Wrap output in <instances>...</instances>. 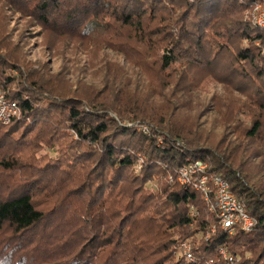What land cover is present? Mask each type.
<instances>
[{
	"label": "trees",
	"instance_id": "16d2710c",
	"mask_svg": "<svg viewBox=\"0 0 264 264\" xmlns=\"http://www.w3.org/2000/svg\"><path fill=\"white\" fill-rule=\"evenodd\" d=\"M8 1L29 17H36L41 28L84 41L121 38L127 28L138 30L136 35L145 39L149 32L145 33L143 22L151 14L148 9L167 6L170 0ZM181 1L188 6L185 9L189 8L192 20L188 30L180 34L177 31L176 35L191 44L195 42L191 50L194 52L197 48L203 50L201 23L224 16L223 6L248 13L255 4L264 6V0ZM235 14L231 12V18ZM231 18L223 29L227 35L234 30ZM56 22L60 29L54 25ZM238 30L249 47L238 50L235 60L239 68L245 69L244 74L258 83L264 80V30L248 18L238 22ZM215 41L214 45L224 40ZM161 60L163 69L175 62L170 54L161 55ZM247 65L253 74L247 71ZM0 68L19 72L1 55ZM18 77L0 71V90L16 102L22 115L19 121L0 124L11 136L9 140L13 135L33 132L45 121L53 131H63L67 141L57 148L50 144L53 156L42 168L33 164L30 154L23 155L25 149L31 148L26 138L15 141L20 146L10 151H4L0 142V264H228L219 251L237 259L234 248L239 245H249L246 249L253 253L252 246L256 245L258 251L253 258L235 264H264L263 176L250 175L245 170L246 165L251 167L261 160L262 153L242 161L247 150L236 145L219 143L213 150L192 146L162 124L143 121L138 112L128 120L126 115L132 113L125 105L96 106L48 84L32 83L29 88ZM263 89L259 83L255 91L258 110H264ZM130 121L145 124L148 133L127 126ZM261 128L262 120L256 117L246 136L257 138ZM83 161L91 166L85 174L78 175L75 172ZM196 161L205 163L209 174L219 175L228 183L246 213L256 220L250 232L235 229L230 234L222 230L201 194L191 186L168 180L176 178L180 167ZM236 163L237 169H233ZM257 164L264 168L260 162ZM45 169H50V176L55 174L53 185L52 178L42 175ZM57 176L71 183L61 185ZM151 205L154 211H149ZM167 215L170 216L166 218ZM211 226L215 227L213 233ZM196 233L203 236L192 240V260L176 256L181 243ZM31 244L35 246L33 253ZM16 256L20 258L16 260ZM39 257L46 260L31 261Z\"/></svg>",
	"mask_w": 264,
	"mask_h": 264
},
{
	"label": "rangeland",
	"instance_id": "374dc122",
	"mask_svg": "<svg viewBox=\"0 0 264 264\" xmlns=\"http://www.w3.org/2000/svg\"><path fill=\"white\" fill-rule=\"evenodd\" d=\"M167 3V6L156 5L154 9H148L151 14L143 22L145 33L149 32L145 39L136 35L138 30L127 28L122 31L121 38L83 41L73 35L67 34L69 37L65 38L52 29H43L36 17L24 14L11 1L0 0V55L16 65L19 72L10 68H0V71L20 76L21 79H18L25 85L27 83L29 88L33 87L32 83H43L96 106L125 105L132 113L126 115L128 120L133 119L134 112H138L143 121L153 120L162 124L166 130L181 135L192 146L213 150L219 143L236 145L247 150L242 161L252 159L260 152L263 158L253 161L251 167L246 165L245 170L248 169L250 175L260 173L258 177L262 175L264 182V110H258L255 105L258 99L256 88L259 83L264 88V80L253 81L235 60L238 50L249 47V43L240 37L238 22L245 21V18L252 22L254 7L248 13L223 6L224 16L217 15L201 23L205 35L203 50L197 48L194 52L191 50L196 47L195 42L191 44L176 35L177 31L180 34V31L189 28L192 20L188 16L189 8L185 9L187 5L181 0ZM231 12L237 14L231 18ZM229 18L234 22V30L227 35L223 29L228 25ZM54 25L61 28L59 22ZM191 35L195 38L194 34ZM213 35L224 41L214 45ZM164 54L175 58L167 69L162 68L161 55ZM262 54L264 56V51ZM246 67L250 74L254 73L248 65ZM256 117L261 118L262 128L257 138L251 139L245 132ZM126 125L142 132L145 129L144 133L149 131V127L139 122L130 121ZM33 130L24 136L13 135L9 140L11 136L5 133L7 130L0 127V142L5 146L4 151H10L20 146L15 141L26 138L31 148L25 149L23 155L27 157L30 154L33 164L42 168L49 161L47 158L53 156L50 144L57 148L67 140L63 131H53L45 121ZM259 162L263 169L257 164ZM80 165L75 172L78 175L85 174L91 166L88 161ZM237 166L238 163L232 168L237 169ZM42 175L46 179L52 178L51 185L55 183V174L50 176V169H45ZM60 181L61 185L71 183L65 178ZM159 205L160 202L155 206ZM155 206L151 205L149 211H154ZM205 235L209 237V233ZM201 236L203 234L196 233L181 245L186 244L192 253V240ZM30 246L33 253L35 246ZM248 246L234 248L239 256L236 262L256 255V245L252 246L254 253L246 249ZM178 251L176 256H183L181 248ZM169 256L173 258L175 254ZM18 258L16 256V260ZM32 259L33 263L46 260L42 257Z\"/></svg>",
	"mask_w": 264,
	"mask_h": 264
},
{
	"label": "built area",
	"instance_id": "2783aa9c",
	"mask_svg": "<svg viewBox=\"0 0 264 264\" xmlns=\"http://www.w3.org/2000/svg\"><path fill=\"white\" fill-rule=\"evenodd\" d=\"M251 19L255 26L264 30V6L255 4ZM20 115L21 111L16 102L7 99L6 95L0 91V124L9 125L17 121ZM168 180H175L179 185L191 186L201 194L209 213L215 215L217 224L222 230L228 231L230 234L235 229L250 232L256 225V220L246 213L243 204L231 193L228 183L219 175L209 174L205 163L196 161L186 164L177 170L176 178L169 177ZM214 230L213 226L210 233H213ZM180 248L183 251V256L192 260L193 255L189 247L182 244ZM219 253L228 264L236 263V258L230 256L226 251L220 250Z\"/></svg>",
	"mask_w": 264,
	"mask_h": 264
}]
</instances>
